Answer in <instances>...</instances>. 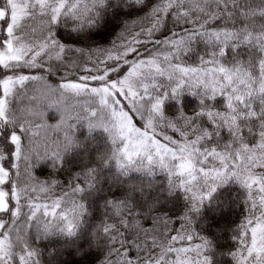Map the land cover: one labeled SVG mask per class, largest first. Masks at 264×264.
<instances>
[{
  "label": "snow or ice",
  "instance_id": "obj_1",
  "mask_svg": "<svg viewBox=\"0 0 264 264\" xmlns=\"http://www.w3.org/2000/svg\"><path fill=\"white\" fill-rule=\"evenodd\" d=\"M122 2L137 15L104 45L93 33L109 0H0V264H43L36 241L77 237L106 170L126 191L90 233L97 264H213L193 225L230 184L242 190L232 258L264 264V0ZM184 93L199 110L170 118L166 101ZM78 125L106 134L95 162L66 182L39 177L80 146Z\"/></svg>",
  "mask_w": 264,
  "mask_h": 264
},
{
  "label": "trees",
  "instance_id": "obj_2",
  "mask_svg": "<svg viewBox=\"0 0 264 264\" xmlns=\"http://www.w3.org/2000/svg\"><path fill=\"white\" fill-rule=\"evenodd\" d=\"M109 7L103 12V20L98 33H93V39L97 42L107 45L115 34L121 30L123 21L133 19L137 15L136 11L125 7L122 0H109ZM171 26V25H170ZM60 39L69 44H79L74 39V34L69 35L65 29L60 30ZM168 35L164 32L159 38ZM195 51L191 53L190 62H197L198 55L204 54L205 46L202 43L194 45ZM55 81L56 78H50ZM217 107L222 104L221 99L215 102ZM165 112L170 118L178 115L177 110L183 108L185 114L192 115L199 110L198 98L184 93L179 103L175 100H168L165 103ZM58 113L53 109L47 113V121L50 125L58 122ZM139 125V121H134ZM75 131V137L79 141V147L69 153L65 157L64 166L59 171H55L50 162H40L35 169V173L43 178H58L62 182H66L69 177L80 171L87 164L95 162L96 154L105 144L106 134L102 130H94L89 132L86 126L78 125ZM171 134V133H170ZM226 140L227 133H222ZM159 182L164 181L163 176L157 177ZM8 190L9 186H4ZM99 194L95 197L92 205V214L88 218L87 227L79 233L75 238L53 237L45 241H36L42 252L44 253L43 264H97V253L92 244L90 235L94 226L99 225L105 219V209L103 202L107 198L120 197L126 189L114 187L111 184V172L104 171L100 176ZM242 190L238 185H226L214 194L212 201H206L202 207L201 213L197 215L196 222L193 227L199 235L209 239L212 244L210 253L213 264H235L231 253L237 249V241L232 239L233 230L238 225L241 214L237 200ZM170 206H162L161 212L169 210ZM181 211V204L178 202L175 209L169 211V214L175 217L176 213ZM146 227H151V220L144 221ZM178 226V225H174ZM196 242H200L197 240ZM51 253V255H49Z\"/></svg>",
  "mask_w": 264,
  "mask_h": 264
}]
</instances>
